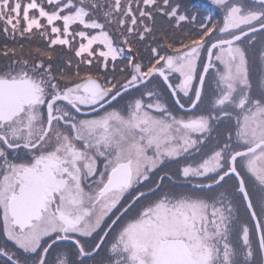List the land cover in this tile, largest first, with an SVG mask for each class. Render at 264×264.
<instances>
[{
    "label": "snow or ice",
    "instance_id": "1",
    "mask_svg": "<svg viewBox=\"0 0 264 264\" xmlns=\"http://www.w3.org/2000/svg\"><path fill=\"white\" fill-rule=\"evenodd\" d=\"M209 7L0 0V264H264V0Z\"/></svg>",
    "mask_w": 264,
    "mask_h": 264
},
{
    "label": "rangeland",
    "instance_id": "2",
    "mask_svg": "<svg viewBox=\"0 0 264 264\" xmlns=\"http://www.w3.org/2000/svg\"><path fill=\"white\" fill-rule=\"evenodd\" d=\"M184 5L191 10L193 5H195L198 9H200L202 15H216L214 11L210 9V3L206 2L205 0H182ZM218 19L219 17L216 16ZM4 43V38L2 35H0V44Z\"/></svg>",
    "mask_w": 264,
    "mask_h": 264
}]
</instances>
